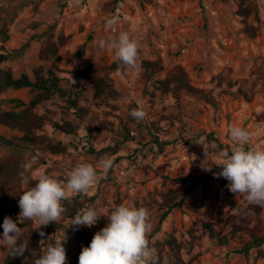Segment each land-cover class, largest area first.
<instances>
[{
	"label": "rangeland",
	"instance_id": "1",
	"mask_svg": "<svg viewBox=\"0 0 264 264\" xmlns=\"http://www.w3.org/2000/svg\"><path fill=\"white\" fill-rule=\"evenodd\" d=\"M0 12L8 32L0 54H16L0 68L17 78L26 73L34 81L36 68L56 67L65 87L73 72L91 68L94 79L104 77L118 93L101 105L94 98V80H87L80 106L88 114L80 121L59 96L28 108L43 118L33 128L32 143L23 140L21 128L0 125V139L15 145L0 146V222L11 217L22 229L20 238L41 226L19 217V196L31 186L20 176L26 155L40 153L25 173L33 186L41 171L63 179L78 163L98 165L107 155L113 166L106 173L97 167L88 191L68 195L82 194L69 203V210L76 203L81 206L77 214L92 208L97 223L75 226L65 212L57 220L63 225L57 240L65 243L67 264H78L82 247L90 244L101 223L106 226L119 204L148 209L152 228L147 239L157 264H264L259 255L264 246L248 256L237 253L264 235V206L256 213L246 194L229 190L228 181L217 175L222 170L217 154L225 149L207 140L213 133L232 150L235 143L228 129L240 126L251 133L247 147L264 146V0H0ZM112 18L117 22L109 27L106 21ZM120 32L137 43L135 70H112L114 51L98 46L100 39ZM51 37L62 39L59 52L41 59ZM145 61L160 63L157 80L180 76L183 70L195 92H168L147 82ZM34 96L29 89L1 93L0 109L20 111L26 107L16 108L12 99L29 104ZM133 109H143L145 118L133 119ZM65 121L73 124L74 132L54 133L53 122ZM128 132L135 141L114 151L97 155L88 150L114 147ZM153 135L171 144L158 152ZM24 145L32 150L22 154ZM51 145L63 151L55 154ZM194 180L183 207L174 209L158 230L167 206L179 201ZM8 253L0 246V264Z\"/></svg>",
	"mask_w": 264,
	"mask_h": 264
},
{
	"label": "clouds",
	"instance_id": "2",
	"mask_svg": "<svg viewBox=\"0 0 264 264\" xmlns=\"http://www.w3.org/2000/svg\"><path fill=\"white\" fill-rule=\"evenodd\" d=\"M116 22L112 18L106 24L111 27ZM98 46L100 49L114 51L116 59L127 68L137 69L138 46L127 32H120L115 38L100 39ZM129 114L138 122L146 116L143 109H133ZM228 133L235 147L230 152H218V166L222 170L217 175L228 181L232 193L246 194L250 204L264 206V146L247 147L251 133L245 127L230 126ZM39 155V152L26 155L21 165L22 182L31 186L19 196L18 207L19 217L36 220L41 226L56 222L61 217L65 211L61 201L68 197L69 192L89 190L97 179V167L106 173L113 166L111 157L105 155L98 165L78 163L63 179L41 171L33 186L25 173L33 169ZM98 220L97 212L87 208L74 217L73 225L92 227ZM0 227L3 229L0 233V246L6 247L14 257L23 256L28 243L20 242L22 229L17 222L11 217H5ZM151 228L148 209L119 204L110 211L106 226L94 234L88 246L82 247L78 264H157L156 251L149 247L147 239ZM39 234L41 237L45 235L43 231ZM34 264H67L63 243H49Z\"/></svg>",
	"mask_w": 264,
	"mask_h": 264
},
{
	"label": "trees",
	"instance_id": "3",
	"mask_svg": "<svg viewBox=\"0 0 264 264\" xmlns=\"http://www.w3.org/2000/svg\"><path fill=\"white\" fill-rule=\"evenodd\" d=\"M4 19L1 16L0 12V42H5L8 39L7 29L3 25ZM62 43V39L60 37L54 38L51 37L48 43L47 49L41 52V59H45L49 55H57ZM27 47V46H26ZM19 53H21L19 51ZM16 54L13 53H2L0 54V64L7 62L8 60L14 58ZM126 66L123 65L120 61H116L111 69L114 71H120L124 69ZM142 68L144 69V77L147 82L155 84L159 89H164L168 92L178 91L181 88H187L190 91H194L195 89L188 84L187 76L185 72L181 70L180 76L172 77L166 80H157L155 79L156 73L161 70V66L159 62L153 61H145L142 64ZM159 68V70H158ZM93 69H87L84 71H75L72 73V77L67 81V87L63 85V79L59 75V71L56 67H51L50 69H45L44 67H38L34 70L35 80L33 81L30 76L26 73H23L20 77H15L13 72L10 69L0 68V94L7 92L9 90H22L29 89L31 92L35 93L34 98L30 101L29 104L24 103L19 99H12V102L15 103V107H26L20 111H10L3 112L0 109V125H6L13 128H21L25 132L24 141L26 144L32 143V133L33 128L37 126L38 128L43 124V118L35 117L34 113L30 111L28 108H36L40 106L46 101L53 99L55 96L61 97L66 102V109L72 111L73 115L78 119V121L82 120L87 114L88 110L80 106V101L84 97V92L86 91L85 82L87 80H94V98L97 103L103 105L107 104L108 101L112 98L118 97V93L114 90L112 84L108 83L104 77H100L97 79L91 72ZM158 70V71H157ZM37 124V125H35ZM53 130L54 133H57L59 130H62L66 134H72L74 132L73 124L65 121L63 124L59 122H53ZM207 140L211 142H216L222 149L228 150L231 149L229 146L223 145L217 137L213 133L207 135ZM135 141L134 137L130 135L128 132L122 141H117L114 147H106L101 150H97L94 146L89 147V152L97 155L105 154L109 151H114L120 145ZM156 150L158 152H163L167 146L171 144L169 141H162L159 136L153 135V139L151 141ZM0 146L8 147L14 149V146L11 141L5 138L0 139ZM50 150L57 154L63 151V148L59 146H50ZM22 149V150H21ZM22 154H26L31 151V147L24 145V147H20ZM197 181H193L192 187L186 192V194L176 202H172L167 206V209L164 211L160 218L159 228L166 220V218L173 212L174 209L182 208L186 197L196 186ZM82 194H79L76 197H67L65 200L61 201L62 206L65 209V213L68 214L69 219H74L77 212L81 208L79 203H76V207L73 208L72 211L69 210V203H75L79 199L83 198ZM94 200V199H93ZM92 200V201H93ZM87 209V208H86ZM251 209L254 212L258 213L261 210L260 205H251ZM15 222V221H14ZM3 221L0 222L2 225ZM28 225L27 223L25 226ZM63 228V225L56 221L53 223H49L47 226L40 227H31L28 234L22 236L20 238V242L26 241L28 243V248L23 256L14 257L10 252L7 254L3 264H34V261L39 258L46 250V247L49 243H63L65 248L64 241H58L57 238ZM103 228V224L101 223L100 230ZM242 227H236V230L241 229ZM3 229L0 227V233H2ZM43 231L45 235L43 237L40 236V232ZM213 236H217L213 234ZM220 242H223V239L217 236ZM264 246V235L255 238L254 241L249 242L243 248L239 249L237 253L244 254L248 256L251 250L255 248H262ZM259 255L264 257V251L260 249Z\"/></svg>",
	"mask_w": 264,
	"mask_h": 264
}]
</instances>
